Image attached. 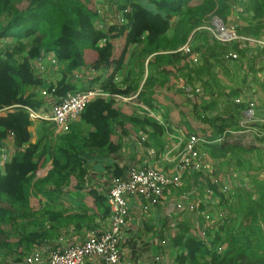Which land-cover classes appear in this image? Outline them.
I'll return each instance as SVG.
<instances>
[{
	"label": "crops",
	"instance_id": "crops-1",
	"mask_svg": "<svg viewBox=\"0 0 264 264\" xmlns=\"http://www.w3.org/2000/svg\"><path fill=\"white\" fill-rule=\"evenodd\" d=\"M237 17L238 13L235 18ZM177 20L178 15L173 22ZM97 22L102 23L99 18ZM113 22L120 25L124 20L120 16ZM232 24L238 26L240 22L235 21ZM174 26L169 29L168 36L173 34ZM111 42L114 45L111 57L118 59L125 43L124 37L112 38ZM15 44L11 39L2 40L0 50H13ZM249 47L248 54L240 56L239 61H230L226 55L222 64H217L212 56L208 60L200 57L195 63L194 55H200L193 52L190 58L196 67H205L209 71L206 70L203 76L197 78L193 74L192 84L184 82L186 78L180 72L174 75L169 90L182 103L190 120L191 133L168 121L161 110L150 108L139 95L149 75L161 77L159 66H149V58L154 53L141 63V56L134 52L136 45L130 44L122 68L117 71L115 63L95 67L98 53L95 50L87 51L86 65L76 68L70 78L78 90L98 89L104 93L94 97L92 102L98 98L113 101V110L117 112L114 111L115 115L109 120L111 132L109 140L105 142L103 139L107 134L106 129L102 130L93 123L91 118L95 119V116L88 113L82 115L84 110L76 119L71 120L69 130H63L52 119L53 106L71 92L59 96L53 89L50 94H45L51 86L60 83L66 73L64 63L59 61L56 54L42 50L38 57L32 58L29 57V49L19 53V61L27 59L35 80L41 81L40 84L26 85L20 94L34 93L36 98L33 99L36 102L38 99V102L35 108L21 103L0 108V119L6 117L7 112L21 110L29 120L27 141L16 130H7L0 145V166H5L14 157L22 158L30 145H36L31 163L38 166V169L32 179L34 190L29 196V206L23 210V206L15 205L12 209L13 220L0 223V264H49L52 250L79 245L93 232H103L110 223L111 209L107 195L112 186V177L124 176L131 164H150L174 175V163L166 158L168 150L179 141L174 135L184 138L195 133L205 139L202 151L206 166L203 171L211 179L219 176L221 182L228 183L231 187L230 193L238 196L242 187L248 186L249 189L254 185L255 177L263 180L264 48L256 45ZM254 55L256 59L251 65L249 57ZM140 66L143 67L141 78L138 72ZM134 81L139 83V89L129 95L114 94L111 90L104 89L106 85L124 86L135 84ZM183 84L186 87L179 89ZM235 91L239 92L238 98L242 100L237 103L245 104L241 114L237 112ZM133 95V100L126 101L125 98ZM250 100L256 104L259 120L248 124H252L254 130H261V135L242 125L244 119H247L245 111ZM236 114L238 127L229 125L219 137H211L213 123L221 125L223 117ZM231 120L234 117L229 122ZM154 124L161 125L160 133L156 132ZM228 129L235 130L226 131ZM1 130L5 128L0 126ZM217 142L235 148L236 153L215 161L211 156L210 146ZM174 154L172 152L171 157H175ZM198 173H183L181 184L177 188H171L166 199L149 209L143 208L144 201L140 197L129 198L130 215L119 239L123 257L121 264H176L178 249L173 247V239L178 227L183 223H189L194 229L201 227L203 210H216L221 204L223 207L220 198V193L223 192L221 184L216 185L217 190L212 188V192L207 193L208 186L205 187L206 183H203V177ZM195 186L198 187L197 192L193 190ZM179 199L184 204L198 203V210L192 212L184 209L185 206L179 212L174 204ZM232 199L234 207H239L238 198ZM235 212L238 213L235 216L238 215L241 219L242 210ZM229 219L228 217V222ZM235 223L231 226H235ZM218 224L217 221L215 225L219 226ZM29 257L33 260L28 261ZM36 257L39 259L36 260Z\"/></svg>",
	"mask_w": 264,
	"mask_h": 264
},
{
	"label": "trees",
	"instance_id": "trees-1",
	"mask_svg": "<svg viewBox=\"0 0 264 264\" xmlns=\"http://www.w3.org/2000/svg\"><path fill=\"white\" fill-rule=\"evenodd\" d=\"M103 10H106V14ZM176 15L178 20L174 23ZM216 15L228 25L240 22V34L264 37V0H0V42L8 39L16 42L13 50H0V108L15 103L32 108L37 105L38 99L37 102L33 99L36 94H20L26 85L41 83L35 80L28 60L18 59V54L27 49L29 57H38L45 50L54 52L59 61L64 63L65 76L60 83L46 90L45 94H50L54 89L56 95L65 96L70 91L78 90L70 75L76 68L86 65L87 51H97L95 67L115 63L114 67L118 71L122 68L128 46L135 44L134 52L141 56V63L154 53L149 58V66L161 68V77H147L139 92L142 100L155 111L161 110L168 121L190 132V120L183 105L169 89L176 73L180 72L186 78L184 82L192 84L194 76H203L209 69L197 68L190 58L191 54L177 49L186 42H191L193 52L200 55L198 59L201 57L208 60L212 56L217 64H222L231 51L238 52L239 58L230 56L227 59L237 62L240 56H246L250 50L248 45L241 42L219 41L208 30L201 28L210 24L212 17ZM120 16L124 23H114L113 20ZM98 18L102 21L101 24H98ZM173 25V34L168 36ZM121 36L125 40L122 53L118 59H112V38ZM255 59L256 55L249 57L251 65ZM138 72L141 78L142 66L138 68ZM109 79L112 80V77ZM134 82L135 84L124 86L106 85L104 89L111 90L114 94L129 95L139 89V83ZM184 86H179V89ZM234 95L236 99L240 97L238 91ZM244 106L243 103H237V112L241 114ZM114 111L117 112L113 110L112 100L98 98L89 102L82 112V115L88 113L95 116V119L91 118L93 123L102 130L106 129L103 142L109 140V120L115 115ZM237 115H232L234 120L230 122L232 117L227 116L221 119V125L213 123L211 137H219L229 125L238 127ZM28 124L29 120L21 110L7 112L6 117L0 119V126L5 128L0 131V145L7 130L11 129L16 130L27 141ZM153 127L158 133L162 130L160 124H154ZM229 130L235 129L226 131ZM30 146L22 158L14 157L5 166H0V223L13 220L12 209L15 205L23 206V210L29 206V196L34 190L32 179L38 169V166L31 163L36 145ZM210 147L215 161L236 153L235 148L218 142ZM198 174L203 177L205 187L217 190L218 184L212 181L206 171L202 170ZM255 179L254 185L249 189L248 186L242 187L238 196L220 191L223 207L221 204L219 209L229 211L227 214L230 219L228 222L226 218L225 221L220 218L219 226H208L207 237L211 240L199 235L203 222L196 229L189 223L178 227L173 239V247L178 249L176 264H264V179ZM235 197L240 205L237 208L232 199ZM2 207L5 209H1ZM237 210H242L241 219L238 215L235 216L238 214L235 212ZM233 222L235 226H231Z\"/></svg>",
	"mask_w": 264,
	"mask_h": 264
},
{
	"label": "built area",
	"instance_id": "built-area-1",
	"mask_svg": "<svg viewBox=\"0 0 264 264\" xmlns=\"http://www.w3.org/2000/svg\"><path fill=\"white\" fill-rule=\"evenodd\" d=\"M201 28L208 30L214 37L222 42H241L244 45H256L264 48V38L253 35L240 34L238 26L235 24H226L219 16H213L211 23ZM177 51H182L186 54H192L191 42H186ZM232 56L234 59L239 58L236 51H231L228 57ZM194 62H198V56L193 57ZM184 86L183 88H185ZM104 95L98 89L90 90H75L69 93L61 102L55 104L52 110V119L63 129L69 130L71 120L76 119L84 110L85 106L94 98ZM137 95V94H136ZM135 95L125 98L126 101H131ZM236 102H241L240 98ZM256 104L253 100L248 102L245 114L247 119L242 122L243 127L247 130L252 129L257 134H263L257 128L254 130L251 121L259 120L256 115ZM148 113L154 115L150 110L146 109ZM157 119L158 117L155 116ZM178 141L171 150L166 153L167 160L174 163L176 173L170 175L161 169L150 164H131L127 168L124 176H114L111 179L112 186L107 195V201L111 209L110 223L103 232H93L84 242L76 246L65 247L62 249H54L50 252L49 264H121L123 257L119 245V239L126 228L128 218L130 215L129 198L138 196L144 201L143 208L149 209L150 207L159 205L162 200L166 199L167 194L171 188H177L181 184V176L183 173H196L205 169L206 161L205 155L202 151V145L205 139L195 133L190 134L184 138L174 135ZM175 153V157H171V153ZM213 182L221 184L222 191L225 193L230 192V185L226 182H221L219 176L213 177ZM198 187L193 188L197 192ZM206 192L211 193V188L206 187ZM176 208L180 211L188 209L192 212L198 210V203H186L182 200L175 201ZM186 206V207H185ZM182 207H185L182 209ZM202 222L204 223L201 229L200 236L206 237V229L210 225H215L220 218L227 219L226 210H203ZM36 260L39 258L36 257ZM33 258L29 257L28 261ZM141 264V263H129Z\"/></svg>",
	"mask_w": 264,
	"mask_h": 264
},
{
	"label": "rangeland",
	"instance_id": "rangeland-1",
	"mask_svg": "<svg viewBox=\"0 0 264 264\" xmlns=\"http://www.w3.org/2000/svg\"><path fill=\"white\" fill-rule=\"evenodd\" d=\"M229 213V211H227Z\"/></svg>",
	"mask_w": 264,
	"mask_h": 264
}]
</instances>
